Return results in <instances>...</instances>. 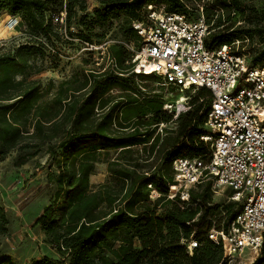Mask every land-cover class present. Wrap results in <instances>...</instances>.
<instances>
[{"label":"trees","instance_id":"16d2710c","mask_svg":"<svg viewBox=\"0 0 264 264\" xmlns=\"http://www.w3.org/2000/svg\"><path fill=\"white\" fill-rule=\"evenodd\" d=\"M207 1L209 4L201 7L211 29L206 41L209 48L245 38L249 43L244 45L250 46L253 36L262 33L263 29L258 26L244 25L252 12H256L250 4L252 0ZM97 3L98 7L90 13L87 0H0V15L6 13L20 18L30 40L17 47L13 55H0V162L12 151L38 148L56 139L60 140L61 148L65 147L63 173L58 178L60 189L66 187L67 191L62 213L56 220L47 208L45 215L37 221L47 242L63 257L60 261L43 257L31 264H226L223 242L211 239L209 233L212 228H226L238 213L240 203L230 201L223 208L212 206L210 186L201 193H195L196 186L191 188L187 201L179 196L168 197L170 187L177 184L173 169L177 157H199L209 161L211 145L201 139L211 107L209 90L201 89L191 99L192 105L183 117L178 136L163 152L158 169L155 167L154 172L149 169L140 175L135 165L134 169L126 166L116 172L127 183L126 193L122 196L124 187L116 195L107 185L91 189V167L98 161L100 150L110 144L122 143L121 147H130L145 143L147 133H141L136 126L131 135L114 136L113 122L118 119L119 126L125 129L129 126H123L124 122L134 125L149 114L156 127L171 119L167 111L154 112V101L144 105L134 99L120 112L125 121L118 118V109L114 106L94 122L96 133H87L94 110L109 89L108 80L115 76L120 81L127 75L125 62L131 57L127 49L118 43L109 47L118 64L117 71L108 69L109 72L101 75L100 71L89 70L93 77L107 76L105 83L92 87L88 75L83 85L77 89L69 86L68 92L62 89V83L52 101L44 99L41 82L28 72L31 59L55 62L62 53L58 44L85 47L87 44L99 45L108 38L117 39L103 35L95 41L89 34L97 25L105 27L122 17L124 39H118H138L132 23L141 20L142 11L150 4L169 13L184 14L191 21L200 15L199 9L192 8L187 0H97ZM63 11H66L64 26L53 20V15ZM73 23L79 25L81 31L73 29ZM64 27L70 37L80 42L68 40L63 33ZM85 51L91 56L94 52ZM248 57L255 66L264 67V50ZM135 76L159 78L154 74ZM28 159L24 157L20 164H25ZM149 184L159 191V197H151ZM161 208L163 211L159 213ZM8 223L0 206V236L7 233ZM191 239L198 242L192 254L187 247ZM0 264L14 263L3 258ZM252 264H264V244Z\"/></svg>","mask_w":264,"mask_h":264},{"label":"built area","instance_id":"2783aa9c","mask_svg":"<svg viewBox=\"0 0 264 264\" xmlns=\"http://www.w3.org/2000/svg\"><path fill=\"white\" fill-rule=\"evenodd\" d=\"M199 13L198 19L191 21L184 14L150 4L142 11L141 20L132 23L138 39L108 38L83 48L97 51L96 65L117 71L109 47L121 44L131 56L125 62L127 73L154 74L161 86L181 94L210 91L211 107L201 136L211 145L209 161L177 157L173 161L177 184L170 187L168 197L187 201L190 189L205 181H211L213 189L228 188V199L239 202L240 209L226 228H212L209 237L223 242L226 264H252L264 244V67L255 66L243 53L248 38L209 48L210 25L203 7ZM53 20L64 26L66 11L53 15ZM63 33L68 40L80 42L70 37L65 27ZM181 98L166 105L169 114L178 116L184 105ZM148 186L152 198L160 196L152 184ZM177 186V192L171 193ZM197 246L196 239L188 242L190 254Z\"/></svg>","mask_w":264,"mask_h":264},{"label":"rangeland","instance_id":"374dc122","mask_svg":"<svg viewBox=\"0 0 264 264\" xmlns=\"http://www.w3.org/2000/svg\"><path fill=\"white\" fill-rule=\"evenodd\" d=\"M187 2L196 9L209 4L207 0H187ZM87 3L90 13L94 7H98L97 0H87ZM250 4L256 12H252L253 14L244 25L246 27L258 26L263 29L262 33H256L253 36L252 44L245 46L243 50V53H247L251 58L264 50V0H252ZM195 14L198 15L197 12ZM15 21L18 23L13 25ZM123 22L124 18L122 17L113 20L112 24H107L105 27L97 25L94 31L88 34L95 41L104 37L103 35L124 39ZM0 24V55L7 53L13 55L17 47L28 44L30 41L24 33L25 26L20 18L3 13L0 15ZM72 27L81 31L79 25L75 23L72 24ZM58 48L62 49V53L55 62L35 58L31 59L27 67L32 78L41 82L46 101H52L57 97L62 83V89L65 91L69 86L77 89L88 80V75L91 78L89 82L93 83L92 87L97 83H105L107 76L101 75L109 70L103 69L104 64L96 65V50L91 56L85 51V48L78 45L58 44ZM89 70L100 71L101 75L99 78L97 75L93 77ZM108 81L110 82L109 89L96 106L93 118L89 122L90 128L86 126L87 133L95 134L94 122L105 116V113L114 106L118 109V118L125 121L124 115H120V112L125 104L134 99H139V103L144 105H150L151 101H154L155 113L166 111V105L179 97H182L181 102L184 101V105L178 109V116L171 115L170 121L165 122V126L162 128L152 124V115L150 114L140 118L134 125L132 122H124L123 126H129L125 129L119 126L118 119L113 122L111 127L116 131L114 136L131 135L136 126L139 127L141 133H147L145 143H138L130 147H121L122 143L110 144L109 147L100 150L97 152L98 161L91 167L89 174L91 189L96 190L101 185H107L113 195H116L124 187L121 194L123 196L127 190V183L122 177L117 176L116 172L126 166L129 169H134L135 165V169L140 175L149 169L153 172L155 167L158 169L163 161V152L178 136L183 117L190 109L187 107L192 105L191 99L195 94H181L161 86L160 79L157 77H141L131 73H127L120 81L115 76ZM64 82L68 84L66 85ZM64 95L66 96V93ZM81 98H84L82 94ZM137 123L139 124L137 125ZM154 138H156L155 141ZM59 143L60 140L56 139L38 148L15 150L0 162V206L4 209L9 221L7 233L0 236V260L9 258L14 264H31L43 257H50L55 261L62 260L63 256L47 242L42 226L37 222L45 215L47 208L51 209V214L56 220L62 213L67 191L66 187L60 189L58 184V178L63 173L61 166L65 151V147L61 148ZM24 157H29V159L21 165L20 161ZM77 159L79 160V158ZM208 186L211 187L212 206L223 208L230 203L228 199L230 190L228 188L213 189L211 182L207 181L196 186L194 191L201 193ZM178 189L179 186L174 187L171 193L177 192ZM124 204L125 202L122 205ZM136 207L137 205L134 206V208ZM158 210L161 213L163 208ZM249 260L248 263H250Z\"/></svg>","mask_w":264,"mask_h":264},{"label":"crops","instance_id":"0c3cea01","mask_svg":"<svg viewBox=\"0 0 264 264\" xmlns=\"http://www.w3.org/2000/svg\"><path fill=\"white\" fill-rule=\"evenodd\" d=\"M1 25V24H0ZM0 32H1V28H0Z\"/></svg>","mask_w":264,"mask_h":264},{"label":"bare ground","instance_id":"6f19581e","mask_svg":"<svg viewBox=\"0 0 264 264\" xmlns=\"http://www.w3.org/2000/svg\"><path fill=\"white\" fill-rule=\"evenodd\" d=\"M183 102V101H182Z\"/></svg>","mask_w":264,"mask_h":264}]
</instances>
